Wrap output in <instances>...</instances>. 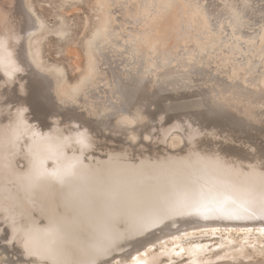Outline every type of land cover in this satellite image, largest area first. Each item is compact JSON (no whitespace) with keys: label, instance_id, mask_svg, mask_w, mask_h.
Listing matches in <instances>:
<instances>
[{"label":"bare ground","instance_id":"1","mask_svg":"<svg viewBox=\"0 0 264 264\" xmlns=\"http://www.w3.org/2000/svg\"><path fill=\"white\" fill-rule=\"evenodd\" d=\"M3 1L8 6H0V68L3 71L0 72V87L6 84L15 87L16 94L23 96V92L20 90L21 93H18L16 87L25 79L29 81L37 68L32 67L31 71L27 66L30 61L26 50L22 54L16 52L15 47L23 36L27 49V41L39 24L29 18L19 0ZM138 2L139 5L137 0H104L101 3L104 7L99 30L86 43L83 83L74 87L73 95L67 100L62 92V97L54 96L60 102L59 106L68 103L78 105L79 111L75 109L73 112L72 104L73 111H65L68 115L60 112L68 124L62 125L59 121L58 127L51 126V102L39 91L35 90V94L40 96L38 105L33 103L34 97L32 93L28 95L27 91L29 104L22 108H13L8 100L3 99L0 91V245L19 260L35 259L44 264H110L117 257L130 259L141 252V256L134 259L137 260L136 264H144L139 259L150 250L152 244L186 234L190 228L264 226V133L251 134L259 129L264 132V68L258 71V75L249 77L248 82L240 74L242 67H236L240 75L231 78L237 80L242 92L231 85L223 87L233 94V99L223 101L219 110H213L212 114L211 110H206L197 119L184 116L178 123L174 121V114L166 117L168 111L160 109L150 125L137 133L142 124L135 128L133 124L143 122L141 113H130L126 110L128 107L124 108L130 105V87L122 83L119 75L106 82L110 83L108 89L96 85L101 76L107 72L110 74L109 67L114 71L107 61V47L119 54L124 53L116 43L119 42L122 48L127 47L129 56L126 58L137 62L144 56V62L150 60L149 64L154 66L144 70L150 77L149 85H161L175 76L174 79L181 81H193V70L183 68L173 71L169 67L171 62L162 65L161 69L166 68L161 70L154 61L164 57L159 47L161 38L156 33L162 31L163 25L172 19L173 10L165 16L167 19L158 18L164 17L162 7L169 10L173 0ZM115 6H119L132 19L127 22L152 24L156 33L149 34L150 30L144 35L142 28H132L130 39L121 40L113 24L115 17L111 9ZM200 6L196 4L194 8L191 7L192 13L188 12V15L201 19L203 26L211 24L210 17L217 8L211 2H207L205 8L204 2ZM152 7H155L154 10ZM227 17L231 20V15ZM173 18L177 20L176 16ZM237 29L231 28L233 38L243 39L244 35L247 39L254 38L249 33H243L241 25ZM208 35L203 41L200 36L194 35L198 53L191 54L189 62L199 56L205 45L213 48L212 40L215 38L211 39ZM257 35L255 58L264 54L260 46L264 42V28ZM142 42L147 45L144 50L139 48ZM172 44L169 43L170 46ZM233 45L241 60L245 59L246 69L252 76L254 66L250 63V54L247 58L241 54L242 46L238 49ZM221 57L225 58L223 54ZM124 71L132 76L130 66L118 70ZM162 74L163 82L160 78ZM39 79L36 80L38 84ZM246 83L249 86L243 88L242 85ZM52 84L53 90H56V82ZM146 85L144 83L143 88ZM218 85L220 87V83ZM96 86L104 96L102 100L105 102H100V96L96 98L101 105L90 99L94 94L90 93L95 91ZM178 91L174 90V93ZM50 100L53 101L52 98ZM122 106L125 110L119 112ZM174 106L172 104L171 107ZM114 108L118 109L114 111ZM110 109L114 113L118 111L116 116L113 115L115 120L109 118L114 126L124 130L123 133L130 130L125 133L131 136L130 143H127L128 140L123 143L116 135L101 138L104 135L102 130L113 128L112 121L108 123L109 119L106 120L109 114H113ZM159 118L163 119L161 125L155 124ZM174 132L182 134L180 141L183 143L173 149L167 148L166 144H170ZM143 134L147 138H143ZM18 162L23 164L22 168ZM155 257L156 254L147 260L154 262Z\"/></svg>","mask_w":264,"mask_h":264},{"label":"rangeland","instance_id":"2","mask_svg":"<svg viewBox=\"0 0 264 264\" xmlns=\"http://www.w3.org/2000/svg\"><path fill=\"white\" fill-rule=\"evenodd\" d=\"M19 1L21 2L22 7L26 10V12H28L27 14L29 18H32L34 22H36L35 24L37 23L39 24L38 26L39 28L34 30V32L31 34L29 40L27 41V47H26L27 49H25L26 45L22 36L17 42L16 45L17 47H15V51L24 54L26 50L27 58L29 59L28 61H30V63L27 66L31 71H33L32 67L37 68L35 69L36 71L35 70L33 71V74L36 76L33 75V77L29 79V81L28 79L27 80L25 79L26 82L24 81L22 84L16 87V90L19 89L17 91L18 93L20 92V90L21 92H23L21 94L23 96H20L19 94L17 95L14 89L15 87L11 88V86L9 87V85L7 84L0 87L1 94L3 95V99L6 101L8 100L11 106H13V108H18V107L22 108L28 106L29 104L27 100L28 98H26V96H28L29 93H32V97H34L33 103L38 105V102H40L39 99L40 96L35 94V90L39 91L40 94L44 96L46 95L45 97H48L47 101L51 102V103L49 102L50 111H52L49 112L51 113L50 120L53 121L51 122L53 123L51 124V126L58 127L60 125V122H62L61 123L62 125L68 124L69 123L68 121L65 120L66 121L65 122L62 119L65 113L68 115V113L65 111L69 110L68 112H71L74 110L73 112H75V109L76 111H79L77 108L78 105L75 103H68L69 105L59 106L60 102L56 101L57 99L56 98L54 99V96H61L60 92H62L67 100V98L73 95L72 93H74V87L78 86V84L83 83L82 79L85 76L84 74L86 70V60H87L86 43L93 38L94 34L97 32V29L99 30L101 23L100 22L101 15L103 12L102 7H104L102 4L104 0L103 1L102 0H26V1L19 0ZM209 1L211 2V4H213L215 8H217L215 11L213 10L214 13L210 17L212 18V23L211 24L209 23L210 25L208 24L203 26V24L200 21L201 19H198V17L196 18L191 17L193 19L192 22L190 18L192 14L188 15V12L192 13L191 7L194 8V5L196 4L200 6L201 3L204 2V8H205L207 2L210 3ZM172 4L173 5L169 7V10H166V7H162V14H164V17L162 15L159 16L158 19L161 18H162L161 20L167 19L165 18V16L170 14L169 12L172 9L173 10L172 16L173 17L176 16L177 20H175L171 16L172 19H170L168 23L163 25L164 26L163 30L157 33L154 25L152 26V24L144 25L143 23L142 25L141 21L135 24L127 22V21H131L132 19H130V17L127 14L121 11L119 6H115L113 7V9H111L113 13L112 16L115 17L113 24L115 25L116 32L120 33L119 36L121 40L125 41L127 39H130L132 28L134 29L142 28L145 32V34L143 32L144 35H146V33H148L151 30L149 34L156 33L157 35L160 36L161 39H160L159 47L161 49V53H163L162 55L164 56V57L161 56L160 57L161 59L160 58L154 59L155 65H159L161 69L162 65L171 62L170 66L169 65L168 66L170 68L172 67L171 69L173 71L182 70L183 68H185V70L188 69L193 70L192 73L193 77H191L193 78L192 82L189 81L188 79L185 81L174 79L177 77L175 76L172 77L171 80L166 81L161 85H149L150 77L146 75V72H144V70H149V67L154 66L153 64H149L150 60L146 61L148 63L146 65V62L143 61V59H145L144 56L142 57V60L138 59L137 62H135L133 59L126 58L127 56H129L128 52H126L127 47L123 46L122 48L119 42L116 43L120 46L121 50L124 53L119 54L111 47L106 48V50L108 49L107 61H109L112 64L110 66H113L114 71L117 74L114 71H112V68H110L106 64L109 67L108 70L110 74H108L107 72V74L101 76L102 79L98 80L96 85L104 89H108L110 87V83L107 84L106 82L113 80L115 75H119V77L122 78V83L125 86L128 85L130 87L129 93L132 96L129 102L130 105L124 106V108L128 107L126 110L130 113H134L138 111L141 113L143 122L138 124L135 122L133 124L134 126L132 125L133 128H135L136 125L139 127L142 124L141 125L142 127L140 126L139 131L136 130L137 133H140L141 128L145 129L150 125L149 123L154 117L155 118L157 117L160 109H163L162 111L165 112L168 111L165 113L166 117L168 115L174 114L175 117L174 121L177 120L178 123H181V120L184 119L183 118L184 116H187L186 118L193 117L197 119L198 115L205 112L206 110H211L212 111L211 114H212L214 112L213 110H219V106L223 101L226 102L233 99L232 98L233 94L229 92V90L225 91L223 87L227 88L228 86L230 87L231 85L234 86L235 88H238L237 90L241 89L237 85L238 84L237 80H232L231 77L240 75L242 73L243 78L247 79L249 82V77H254L258 75V71L264 68V54H262V57L260 56H258V58L254 57L257 54L255 49L256 47L255 42L258 41V36H259L257 34L259 33L261 34L262 29L264 28V0H228V1L227 0H191V2L190 0L189 2L188 0H173ZM4 5L6 7L8 6L6 4V1L0 0V6H4ZM137 5H139L138 0H137ZM154 8L155 7H152V10H154ZM189 8L191 9L189 10ZM207 9L210 11L211 8L208 7ZM227 15H231V20L230 18L227 17ZM224 17L227 18H225V20L222 21ZM171 20L174 22H172ZM35 24L33 26H35ZM175 25H177V27ZM216 25L217 27H215ZM236 25L237 26L241 25L243 29L241 30L244 31L243 33L245 32L249 33L252 37L254 36V38L249 37L248 39H251L249 41L246 38L247 36H245L244 34H243L244 36L242 35L243 37H245L243 39H239L238 37L233 38L231 34L232 33L231 28H234L236 31L237 29ZM172 29L174 30L177 29V31L176 30L172 31ZM206 34L207 35L209 34L208 36H211V39L215 38L214 40H212V42H214L213 48L209 47V45H205L204 49L200 51L199 56H196L197 58L189 62L188 57H190L191 54L198 53L197 45H196L197 43L195 41L194 35H196V37L200 36V39L203 41L204 38H206L207 36ZM165 38L167 39L165 40ZM169 39L172 41H170ZM167 40L168 42H166ZM234 41L237 42V44ZM172 42L173 44L172 46H170ZM101 44L102 46H106L105 43H101ZM132 44L133 46H136V43L134 41H132ZM176 44H178V46ZM233 44H235V46L238 49L241 48L240 46L244 48L243 49L244 52L241 51L242 55L247 56L250 54V58H251L250 63L252 66H254L251 69V71H253L252 76L250 75L251 73L246 69L247 65L244 61L245 59L241 60L240 55L234 51ZM260 46L264 50V42H261ZM139 48L144 50L147 48V45L144 42H142ZM147 52H150V50H147ZM222 54L223 56H225V58L221 57ZM165 57H167V59ZM210 57H213L212 58L213 60L212 59L210 60L209 59ZM215 58H217L218 60ZM167 60L170 61L168 62ZM185 63L188 65L185 66ZM106 65H104L103 67H107ZM123 66H125V68H128V66L131 67L132 76H128L129 72L127 71L123 72L125 74L127 73L126 75L123 74L122 72H118L119 68H123ZM240 66L242 67V69L240 70L241 72L240 74H237L235 68ZM202 69H204V71ZM0 72L3 73L1 68H0ZM40 77L41 79H39ZM160 78L162 79L161 82H163L164 74H162ZM38 79L41 81L43 80L42 86H41V81H39L40 85L37 83ZM53 82H56L55 84L56 90H53L52 88ZM144 83L147 84L145 88H143ZM219 83H220V87L218 85ZM185 84H187L188 86ZM223 84L225 85L223 86ZM31 85H33L34 87L32 86L31 88L30 87ZM20 86H22V88L24 89L20 88ZM44 86L46 89L44 88ZM87 86L89 87V84H87ZM97 86L94 87L95 91L90 93V94L92 93L95 94V95L93 94L92 98L90 97V99H92V101L98 102L100 100L96 98L100 96L101 98L100 102H105L103 101L104 99L102 100V98H104L103 93L101 92V89H98L99 87ZM248 86H249L248 83L242 85L243 88H247ZM44 89L47 90L48 92L45 91ZM174 90H179V91L177 93H174ZM26 92L28 93V95L26 94ZM87 93L88 92H86V94ZM51 98L53 99V101L50 100ZM100 102L98 103L101 105ZM106 102L108 103V101ZM72 104L74 106V109ZM172 104H175L173 108L171 107ZM56 107H58L57 108L58 110H56ZM124 108L122 106L120 107V110L118 108L117 109L119 112L120 111L123 112L125 110ZM115 109L116 108H114V111ZM112 110L111 113L113 112V114H109L106 120H108L110 117L112 118V120H115V117H113V115L116 116L118 111L117 113H114V111ZM60 112L63 113L65 112V113L62 114ZM55 114L59 117L56 118L57 116ZM166 117L164 119H166ZM110 119L107 121L108 123L112 121ZM161 121H163V119L159 118L158 120H156L155 124L161 125L162 123ZM111 125L110 126L113 128L108 127L109 126L108 125L107 126L108 130L106 128L104 131L102 130V133L105 135L101 137L102 139H105L106 136L109 135L111 136L116 135L115 137L118 138L119 136L123 143H125L127 140H128L127 143H130L131 136L130 135L128 136L129 133L125 135V133H127L130 130L123 133L122 131L124 130H120L119 128H116L114 126L113 121L111 122ZM112 129L115 130L117 129V130L114 131ZM176 129L179 130V128ZM110 130H112L111 133H109ZM119 130L122 132V134ZM260 130L261 129H259V131L253 130L252 133L251 131L249 132L247 131V133L263 134L264 132H260ZM119 133L121 135H119ZM122 135L123 136L125 135L124 137L127 136L126 139H124ZM142 137L147 138L144 137V134ZM150 139L151 138L149 137V140ZM181 139H182V134L180 133L179 135V133L174 132L172 134V138L170 139L171 141L170 144L166 141L167 142L166 147L167 148L170 147L171 149L176 148L177 146L183 143L180 141ZM18 166L22 168L23 164L18 162ZM190 229L191 230H187L188 232H186V234L174 236L173 238L168 237V240L165 239L164 242L159 241L158 243L157 242L154 243V245L152 244L150 250H148L145 253V255L141 257V259H139L141 260L140 262L144 264H264V226L242 227L235 225H229V226L214 225V226H205V227L201 226ZM0 239L2 240V236H0ZM141 250L143 251V249ZM139 254H141V252ZM139 254H135L136 257L133 256L130 259L125 258V260H122L124 258L117 257L113 259L112 262H110V264H136L137 260L134 258H139V256H141ZM155 254L156 257L154 259V262H150L147 260L149 257ZM0 264H44V263H41L35 259H30L27 261L19 260L17 256H15L12 252L10 253L9 251L6 252L4 247L1 248L0 245Z\"/></svg>","mask_w":264,"mask_h":264},{"label":"snow or ice","instance_id":"3","mask_svg":"<svg viewBox=\"0 0 264 264\" xmlns=\"http://www.w3.org/2000/svg\"><path fill=\"white\" fill-rule=\"evenodd\" d=\"M13 71H17L18 69H12ZM11 74V72H9V75ZM81 135H83V134H81Z\"/></svg>","mask_w":264,"mask_h":264}]
</instances>
